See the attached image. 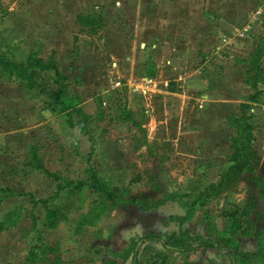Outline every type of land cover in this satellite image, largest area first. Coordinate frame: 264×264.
I'll use <instances>...</instances> for the list:
<instances>
[{
    "label": "rangeland",
    "instance_id": "rangeland-1",
    "mask_svg": "<svg viewBox=\"0 0 264 264\" xmlns=\"http://www.w3.org/2000/svg\"><path fill=\"white\" fill-rule=\"evenodd\" d=\"M76 2L0 0V264H132L115 254L128 253L145 234L168 242L181 218L191 235L207 238L213 226L231 238L225 249L232 254L234 247L254 251L255 240L242 231L262 208L258 189L243 177L231 190L214 191L237 136L232 122L245 114L254 131L264 97L244 89L239 99L218 93L212 101L206 89L186 82L207 73L206 60L193 66L201 58L188 52L193 32L210 28L204 16L235 8L221 0ZM254 3L242 8L251 18ZM4 60H52L60 76L34 70L23 81L3 71ZM253 140L252 133L255 148ZM30 146L50 174L25 166ZM90 167L123 201L137 203L114 206L92 189L59 190L87 180ZM197 197L190 208L179 203ZM251 199L257 208L248 218L222 216ZM142 203L151 207L144 211ZM47 207L62 208L66 221L50 228ZM92 210L99 219L82 225ZM147 247L159 254L154 262L142 254ZM202 250L182 256L151 242L140 246L135 262L228 264L223 252ZM236 262L246 264L240 256Z\"/></svg>",
    "mask_w": 264,
    "mask_h": 264
},
{
    "label": "trees",
    "instance_id": "trees-1",
    "mask_svg": "<svg viewBox=\"0 0 264 264\" xmlns=\"http://www.w3.org/2000/svg\"><path fill=\"white\" fill-rule=\"evenodd\" d=\"M262 52L258 49L251 61L252 64L257 65ZM34 70L49 72L54 71L56 76H60L57 65L52 60L48 62H43L42 60H36L35 62H31L28 60L27 64L23 66L22 64L14 65L8 60H4L3 71L14 73L16 76L25 81L30 79V76H33ZM243 110L245 106L243 105ZM126 119H131L126 117ZM246 116L243 114L241 117H235V120L232 122L233 127L237 131V136H234L230 140V153L228 155V166L227 172L220 177L219 182L216 184V191L214 194L217 195L224 190H231L235 186H237L244 177L246 182L252 188L258 189V194L263 200L262 208H260L257 213L255 220H249L247 222V226L245 230L242 231V234L245 236H250L255 240L254 251H240L238 247H234V253L228 252L225 249L226 246L231 245V238L224 236V234H217V231L212 226L209 229L208 237H200L197 235H191L188 231L181 228V222L184 218L180 219L179 228L176 231H172L169 237V241H163L161 238L156 236L155 234H145L137 241H132L130 243V248L128 253L125 254H115L120 256L122 259H126L131 257L134 261L132 264H136L135 259L138 256L139 248L141 245L151 242H158L161 247L165 250L180 253V254H189L195 253L202 249H211L217 250L218 252H223L224 255L228 257V264H237V259L245 262L246 264H264V177L262 175L256 174L257 167V153L256 150L251 146V138H252V126L246 124ZM70 126L74 124L69 121ZM79 124V123H78ZM78 124H76L78 126ZM85 127V123L82 125V128ZM81 130V128H80ZM82 131V130H81ZM29 158L26 161L25 166L31 167L35 170H40L45 174L48 173L38 155V149L36 146H30L28 149ZM72 188L74 191H82L84 188L92 189L94 192L101 194L105 201L111 203L112 205H116L118 203L121 206H127L129 204L137 203L135 200H126L122 199V192L119 193V190L115 187L109 186L107 182H105L95 171L93 167H90L87 170V180H80L76 183H68L64 186H59V190ZM127 193L126 190L123 191ZM179 196L177 194H172L169 198L177 199ZM199 201V198H195L190 204L187 202L179 201V203L187 208H190L195 203ZM39 203H42L45 207L47 206V200H40ZM157 206V204L155 205ZM154 206V207H155ZM150 204L142 203L141 209L145 211L147 208H150ZM257 208V203L254 199L250 200V205L240 209L232 211V210H224L222 212V216L227 219H235V217L240 214L241 216L248 218L251 211ZM48 211L49 217V227L54 228L60 221H66L67 217L62 208H58L57 210H51L48 207L46 208ZM100 213L99 211L92 210L89 215L85 217V222L82 225H93L99 219ZM89 221V222H88ZM236 229V228H235ZM150 262H154L156 258H158L159 254L154 252L151 247H147L145 251L142 252ZM165 258H162L160 264H165ZM225 264V263H223Z\"/></svg>",
    "mask_w": 264,
    "mask_h": 264
},
{
    "label": "crops",
    "instance_id": "crops-1",
    "mask_svg": "<svg viewBox=\"0 0 264 264\" xmlns=\"http://www.w3.org/2000/svg\"><path fill=\"white\" fill-rule=\"evenodd\" d=\"M76 1L80 0H73V2L71 0H60L61 3L59 4L62 6H78ZM253 1L221 0L223 6L235 8V14H232L233 11H231L219 17L215 15L204 16L202 23L208 21L210 28L202 33L199 31L193 32L194 36L191 39L194 40V47L188 52L189 54H196V59L201 58L200 62L194 60L195 65L193 66L206 60L203 64L207 69H203V71H207V73L205 72V79L194 78L192 82H189V80L186 82L191 86L206 89L205 93L206 95L211 93V98L209 96L208 98L212 101L218 98V93H220L221 98L239 99L244 93V89L249 93L260 92L261 98L264 97V14L261 16H255L254 14L256 7L262 0H256L258 3H254L249 10L253 13L252 18L248 15L249 13L247 14L244 11V7L251 5ZM217 26H220L222 31L217 29ZM258 49L261 50L262 55L258 64L255 65L252 64L251 59ZM214 55H217V57L212 60ZM197 68L193 72L198 70ZM189 71H191L190 68ZM190 75L188 74V76ZM180 77L182 78V76ZM263 120L264 117L256 118V122L253 124L254 140L252 142L255 145L254 149L258 160L256 174L264 177V152L262 150L264 127L261 129L258 126L260 122L264 123ZM241 250L245 251L244 249ZM201 251L203 250L189 254H198ZM181 255L184 256L185 254ZM201 263L204 264V261H201ZM166 264L175 263L169 261Z\"/></svg>",
    "mask_w": 264,
    "mask_h": 264
},
{
    "label": "built area",
    "instance_id": "built-area-1",
    "mask_svg": "<svg viewBox=\"0 0 264 264\" xmlns=\"http://www.w3.org/2000/svg\"><path fill=\"white\" fill-rule=\"evenodd\" d=\"M255 16H261L264 14V0H262L255 9Z\"/></svg>",
    "mask_w": 264,
    "mask_h": 264
}]
</instances>
